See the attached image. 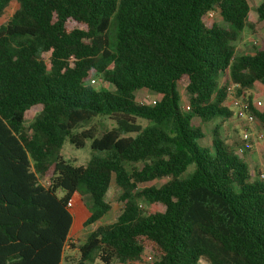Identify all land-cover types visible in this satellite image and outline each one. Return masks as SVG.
Masks as SVG:
<instances>
[{
  "label": "trees",
  "instance_id": "1",
  "mask_svg": "<svg viewBox=\"0 0 264 264\" xmlns=\"http://www.w3.org/2000/svg\"><path fill=\"white\" fill-rule=\"evenodd\" d=\"M13 1L19 8L0 27V264H136L146 252L153 264H264L261 174L220 126L213 150L197 144L201 125L233 117L231 82L264 132V110L252 105L255 84L264 86V41L236 53L256 27L249 1L0 0V18ZM210 12L222 23L208 26ZM256 12L264 23V0ZM142 90L160 99L139 103ZM99 118L115 126L99 134ZM88 140L87 165L62 155L65 142L81 149ZM112 185L120 215L76 245L68 203L91 227L112 210Z\"/></svg>",
  "mask_w": 264,
  "mask_h": 264
},
{
  "label": "rangeland",
  "instance_id": "2",
  "mask_svg": "<svg viewBox=\"0 0 264 264\" xmlns=\"http://www.w3.org/2000/svg\"><path fill=\"white\" fill-rule=\"evenodd\" d=\"M251 10H250V22L255 24V30L252 31L250 29H246L243 34L241 40L236 44V47L238 49L237 54H242L241 52V47L248 46L249 43L252 44L253 41L256 40V42L260 46L262 42L264 41V23L257 22L258 21V15L256 12V9L258 6L261 4V0H248ZM19 4L16 1H13L9 7L6 9L5 13L3 16L0 18V27L6 25L14 13L18 10ZM205 23L209 26L212 23L216 24H221L222 21L220 20V16L218 13L216 16L213 18H207L205 20ZM249 51V50H248ZM99 84V85H98ZM98 86H103L104 84L101 82H97ZM257 95V94H256ZM136 98L139 103L142 104H151L153 100H158V95L152 92H149L147 90H142L136 93ZM160 99V97H159ZM180 107L183 109L185 105H187V100H188V94L185 90L184 85H181L180 87ZM259 101H261L264 104V95L258 98ZM226 106L232 110L231 105L229 102L226 103ZM184 110V109H183ZM99 130V134L104 132L107 129H110L111 127L115 126V123L110 121L107 118H99L94 120L93 122ZM140 123L145 126L147 122L145 121H140ZM248 125L250 128H246L245 126ZM215 126H220V136L224 140V142L227 145H230L232 149L235 151L236 156L243 162L246 163L248 166V162L244 155L240 154L238 152V148L234 146L235 144L238 146H243L244 141L242 140L243 133L248 130L249 133H253V124H248L245 121L237 119L235 116L232 118L228 119L227 121H223L221 118H217L213 120L209 124H204L201 125L202 131L204 133V138L201 140L197 141V144L199 147H205L209 148L210 150H213L212 145H211V139L213 138V133L211 132V128H214ZM87 127V126H85ZM81 129L75 130V132L80 131ZM252 131V132H251ZM253 134V138H254ZM247 146H253L250 144H247ZM237 150V151H236ZM62 155L66 160L72 161L75 165H87V163L90 161L93 152L91 149V141L88 140L86 142V145L84 148L78 149L75 146L71 145L68 141L65 142L63 148H62ZM195 167L192 165L188 168V171L183 175V178H187L193 171ZM258 181H262L260 178H257ZM166 180H162L160 182L156 183V186H160L163 183H165ZM121 194V191L115 186L112 185L111 189L109 190V193L107 195V201L110 203L112 206V210L99 222H97L95 225L85 228L81 227L80 229L75 228L73 233L70 236V239L74 241L76 245L82 244L87 237L90 235L92 231H94L96 228H98L101 225L104 224H111L115 222L120 215L121 212V205L118 203L119 196ZM87 202H89V199L87 198ZM143 210L146 213H156L159 211H162L161 207H156V206H147L145 204L142 205ZM85 212L88 211L87 207H85ZM79 215L76 214L75 218L78 219ZM65 255L70 258V263L73 261L75 262L79 255L78 251H70L68 248L66 249ZM93 264H102L99 260H96L95 263ZM115 264H120V263H115ZM199 264H210L204 259H201Z\"/></svg>",
  "mask_w": 264,
  "mask_h": 264
},
{
  "label": "built area",
  "instance_id": "3",
  "mask_svg": "<svg viewBox=\"0 0 264 264\" xmlns=\"http://www.w3.org/2000/svg\"><path fill=\"white\" fill-rule=\"evenodd\" d=\"M216 14H217L216 12H210L208 14V17L213 18L214 16H216ZM97 82H100V81H97ZM92 83H95V81H93ZM226 93H227V102H229V104L232 107L231 111L233 112V116H235L239 120L245 121L248 124H260L256 116L252 113H249L248 111L249 105L246 101L245 95L243 94V92H241V86L239 84H236L233 82L229 83L226 87ZM156 101L158 100H153L151 104L155 105ZM252 105L257 110H260V111L264 110V104L259 100L253 99ZM184 109L186 111H189L190 107L185 105ZM255 139L264 140V132L262 130H260V132H257L255 134ZM242 140L244 142H250L251 140H253V133H249V131L246 130L243 133ZM238 152L244 155L246 152V148L239 147ZM260 178L264 179V174H261ZM68 209L71 212L74 210L73 200H71L68 203ZM154 262H155V258L153 254L146 252L142 255L141 260L136 264H153Z\"/></svg>",
  "mask_w": 264,
  "mask_h": 264
},
{
  "label": "crops",
  "instance_id": "4",
  "mask_svg": "<svg viewBox=\"0 0 264 264\" xmlns=\"http://www.w3.org/2000/svg\"><path fill=\"white\" fill-rule=\"evenodd\" d=\"M258 45L259 44L256 42V40L253 41L252 44L249 43L248 46H246V44H245V46L243 47V45H242L241 51H243V52H241V53L246 54V55H251L254 53L255 49L257 47H259ZM237 51H238V49H237ZM237 51H236V53H238ZM252 93L254 96V100H258L259 97L264 95V86L260 83L255 84L254 89L252 90ZM159 97L160 96L158 95V100H159ZM245 127L250 128L248 125H246ZM260 127H261L260 124H253L254 136L257 132H260V130H261ZM212 130H213V128H211V132H212ZM247 144H250L253 146H247ZM236 147L237 148H239V147H245L246 148V152L244 154V157L246 158V160L249 164L248 167L251 171L257 170L259 172V174H264V140H256L254 137L253 140H251L250 142H244L243 146H236ZM261 180H264V179H261ZM72 214H73L74 218H75L76 214L79 215L78 219L75 218V224H74L73 229H72V233H73L75 228L80 229L81 218H80V213L76 209L75 206H74V210L72 211Z\"/></svg>",
  "mask_w": 264,
  "mask_h": 264
}]
</instances>
